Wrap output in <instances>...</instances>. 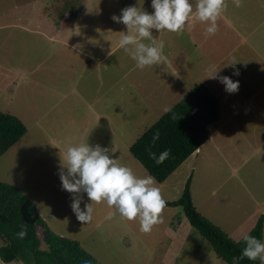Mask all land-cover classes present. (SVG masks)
I'll use <instances>...</instances> for the list:
<instances>
[{"label":"rangeland","instance_id":"obj_1","mask_svg":"<svg viewBox=\"0 0 264 264\" xmlns=\"http://www.w3.org/2000/svg\"><path fill=\"white\" fill-rule=\"evenodd\" d=\"M227 5L229 24L217 20V33L204 35L203 40H212L211 51L206 44L193 45L184 31L153 29V38L165 43L167 61L139 70L117 47L127 30L111 16L128 6L151 14V0H0V111L17 116L26 127L0 156V180L30 198L51 231L78 240L101 264H226L190 226L179 205L165 206L162 222L148 234L139 231L138 220L106 219L113 211L106 203H93L92 221L81 224L70 207L73 194L62 190L58 174L68 146H94L91 139L103 131L110 158L137 177L149 176L129 146L195 83L207 85L218 97L212 140L199 159H186L155 186L165 201H172L189 177L195 208L218 221L230 238L250 222L244 217L250 214L254 220L255 202L264 194L248 190L258 184L264 188V148L254 145L262 133L253 126L255 120L264 122V8L257 9L259 0H243L240 7L229 0ZM65 12L69 16L62 23ZM20 22L50 34L57 31L69 42L39 45L33 39L42 37L17 28ZM206 27L196 23L198 33L204 34ZM222 28L229 39L219 35ZM233 58L239 61L235 68L225 67ZM216 70L218 76L239 82L236 93L207 78ZM235 70L239 75H233ZM18 72L23 73L20 78ZM80 195L85 210L90 201ZM258 206L263 209L264 201Z\"/></svg>","mask_w":264,"mask_h":264},{"label":"trees","instance_id":"obj_2","mask_svg":"<svg viewBox=\"0 0 264 264\" xmlns=\"http://www.w3.org/2000/svg\"><path fill=\"white\" fill-rule=\"evenodd\" d=\"M219 118L217 95L203 83H195L185 94L145 129L129 146L131 155L156 181L162 182L209 137L210 125ZM26 133L23 122L15 115L0 111V156ZM159 138L153 141V137ZM170 150L162 164H156L149 153L157 156ZM182 207L190 225L204 237L216 256L226 264L239 257L245 242L232 240L220 227L212 223L195 208L188 177L178 199L166 201V206ZM264 216L257 218L246 233L262 240ZM27 235L16 234L21 227ZM0 259L4 263L14 260L24 264H101L76 239L51 231L39 214L34 202L15 185L0 180ZM42 242L44 247H42ZM239 264H261L259 259L247 258Z\"/></svg>","mask_w":264,"mask_h":264},{"label":"clouds","instance_id":"obj_3","mask_svg":"<svg viewBox=\"0 0 264 264\" xmlns=\"http://www.w3.org/2000/svg\"><path fill=\"white\" fill-rule=\"evenodd\" d=\"M233 4L240 7L242 0H233ZM227 7L226 0H196L195 9L190 0H151V8L154 10L151 14L135 6L125 7L119 16H111L113 22L123 24L127 30L126 33L121 32L117 47L129 54L139 70L160 65L165 59V43L153 38V29L159 33L179 35L191 20L192 24H206L205 37L213 36L218 31L217 20ZM237 62L233 58L225 67L235 68ZM217 71L207 78L217 79L227 93H236L239 82H234L228 76H218ZM233 75H239V71L235 70ZM158 138L157 133L153 141ZM149 155L156 164H162L169 158L170 150H164L159 156L152 152ZM58 174L62 190L73 194L70 207L83 225L92 221L93 203H106L113 209L106 216L108 220L117 215L122 221L138 220L139 231L143 234L150 233L155 225L162 222L166 201L160 188L155 186V178L150 175L137 177L131 168L119 165L115 159L110 158L107 148L98 143L94 146L88 143L68 146ZM81 193L86 194L90 201L84 205L85 210L80 207ZM16 235L23 239L27 235L26 228L22 226ZM242 239L246 246L239 257L232 258V264H239L245 258L250 261L259 259L264 264V243L250 234H244ZM0 247H7V244L0 242ZM0 264H4V261L0 260Z\"/></svg>","mask_w":264,"mask_h":264},{"label":"crops","instance_id":"obj_4","mask_svg":"<svg viewBox=\"0 0 264 264\" xmlns=\"http://www.w3.org/2000/svg\"><path fill=\"white\" fill-rule=\"evenodd\" d=\"M150 1V0H149ZM191 1V3L193 4V8L195 9V3H196V0H190ZM227 1V3H228V1L229 0H226ZM260 1V7H258L257 9H261V8H264V0H259ZM242 2H243V0H242ZM226 13H225V11L222 13V15L218 18V20H219V24H221V22H224V23H226V24H229V18H230V16L229 17H227L226 15H225ZM68 16H69V14L67 13V12H65L64 14H63V16H62V23H63V21L64 20H66L67 18H68ZM19 22V21H18ZM225 24V25H226ZM3 25L2 24H0V27H2ZM15 26H18L17 28H19V29H21V30H24V31H26V32H30V33H35V34H37V35H40V37H42V38H40V39H33V41L35 42V43H38L39 45L40 44H42V41H54V40H56V41H59V42H61V43H63L64 41H67V42H69V40H65L62 36H60L59 37V33L56 31V32H52V34H50V33H47L46 31H45V28H40L39 26H34V27H32L31 25H28L27 26V24H21V22L20 23H18V24H15ZM221 27V26H220ZM51 31V30H50ZM183 34H185L188 38H190V40H191V42H192V44L193 45H196V46H204L205 44H206V46H205V48L206 49H208L209 51H211V49H210V41H212V40H203L204 39V34L203 33H198L197 31H196V23L195 24H192L191 23V20L188 22V23H186V25H185V28H184V33ZM219 35L221 36V38H223L224 37V40H227V39H229L230 37H229V34L227 33V31H225V30H223V28L222 29H220V32H219ZM217 37V36H216ZM206 41H209V42H207L206 43ZM164 61H167V60H164ZM3 68V66H1V69ZM23 75V73H21V72H18L17 73V77H21ZM10 82H12V81H10ZM8 82H4V84H7ZM214 92V91H213ZM215 93V92H214ZM0 95H1V93H0ZM234 111V110H233ZM218 120H219V118H218ZM218 120L216 121V122H218ZM216 122H214L213 124H215ZM255 122H256V124H253V126H257L256 128H259V130L257 131L258 133H262L260 136H258V140H256V141H254V145H258V146H256V150H258V149H262V148H264V122L263 121H261V119L258 121V120H255ZM212 125V124H211ZM100 136V137H99ZM255 138V137H254ZM95 139V140H94ZM100 140V142H98L97 140ZM92 141H91V143H93L94 145H96L97 143L98 144H100L101 145V147H104L103 145L106 143V134H105V132H103V131H99L97 134H95L94 135V137H93V139H91ZM211 140H212V135H211V133L209 134V137H208V139L203 143V144H201L199 147H198V149L196 150V151H194L188 158H187V162H191V161H193V158H197V159H199V157H201L202 156V154L203 153H205V152H202V150L203 151H205L206 150V148H207V144L209 143V142H211ZM211 146H214L215 147V143H211ZM255 150V151H256ZM257 152V151H256ZM191 156L193 157L192 159H190L191 158ZM186 160V159H185ZM184 160V161H185ZM183 161V162H184ZM177 169V168H176ZM175 169V170H176ZM174 170V171H175ZM173 171V172H174ZM232 173H234V171L232 172ZM191 179H192V176H191ZM191 185V184H190ZM261 185V184H260ZM259 184H258V186H259V188H257V186H256V190H253L252 188H248V190L250 191V192H253V193H256V191L258 192H262V193H264V188H262L261 186H260ZM260 194V193H259ZM261 195V201H258V200H256V202H255V209L253 210V219L254 220H250L248 217H249V215L247 216V217H244L243 219H245V221H250V222H248V224L246 225V227L244 228V229H240V228H238V231H239V234H237V235H235V237L233 236V238H235V239H241L242 238V236L244 235V234H246L253 226H254V223L256 222V218H258L259 217V215H263L264 216V208L263 209H261L259 206H258V208H257V204L258 205H260L261 203H262V201H264V194L262 195V194H260ZM35 204V203H34ZM256 214H259V215H256ZM208 219L212 222V223H214L215 225H217L218 227H220V228H222L223 229V231L225 230V228H223V227H221V226H219V222L218 221H216V220H214V219H211L209 216H208ZM184 220H186V219H183L182 220V223H184L185 225H186V221H184ZM190 224V223H189ZM242 224V223H241ZM240 224V225H241ZM191 226V225H190ZM168 228V227H167ZM167 228L165 229V232L167 231ZM169 229V228H168ZM237 229V228H236ZM227 233V232H226ZM227 235H228V233H227ZM232 238V237H231ZM232 238V239H233ZM1 260V259H0ZM17 262H18V264H20V262L21 261H18V260H16ZM13 262H11V263H4V264H12ZM24 264V263H23Z\"/></svg>","mask_w":264,"mask_h":264}]
</instances>
